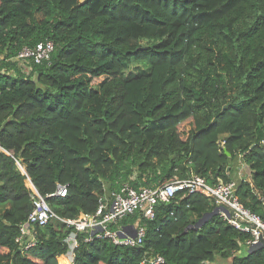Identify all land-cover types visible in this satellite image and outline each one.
<instances>
[{
	"label": "trees",
	"instance_id": "16d2710c",
	"mask_svg": "<svg viewBox=\"0 0 264 264\" xmlns=\"http://www.w3.org/2000/svg\"><path fill=\"white\" fill-rule=\"evenodd\" d=\"M47 41L48 61L15 60ZM133 64L148 72L125 77ZM263 139L264 0H0V264L67 254L73 229L60 220L34 226L27 249L16 241L38 195L81 219L124 184L237 180V160L248 178L235 194L264 221ZM58 186L66 196L47 198ZM216 207L176 192L153 220L119 222L145 228L141 246L78 233L70 264H264V248L248 253L249 236L219 215L193 227Z\"/></svg>",
	"mask_w": 264,
	"mask_h": 264
},
{
	"label": "built area",
	"instance_id": "2783aa9c",
	"mask_svg": "<svg viewBox=\"0 0 264 264\" xmlns=\"http://www.w3.org/2000/svg\"><path fill=\"white\" fill-rule=\"evenodd\" d=\"M53 51L51 41L42 42L33 48H23L15 60L39 64L48 61ZM223 142L220 143L222 148ZM1 150V147H0ZM237 183L230 181L217 186H210L202 177L191 173L187 178L174 179L172 182L157 188H140L134 190L128 184L122 185L117 191H112L108 198L99 202L96 212L92 215H85L81 219L61 220L51 209L45 198L37 196L34 199V207L27 215L25 221L19 225L20 235L16 241L25 249L34 244V226L43 227L55 220H60L67 228L73 231L65 239V243L77 246L76 238L78 233H87L88 237L84 242L93 239H109L114 245L138 247L143 244L145 228L143 226L119 225V222L127 216L140 214L146 220L154 219L155 206L159 203H169L176 192L187 194H199L212 199L217 207L225 208L228 214L219 211L218 215L230 226L249 236L245 244L248 249L258 246L264 239V221L244 208L236 192ZM66 187L58 186L56 191L49 197L63 198L66 196ZM114 226L113 229H110ZM162 256H146L140 264H163Z\"/></svg>",
	"mask_w": 264,
	"mask_h": 264
},
{
	"label": "rangeland",
	"instance_id": "374dc122",
	"mask_svg": "<svg viewBox=\"0 0 264 264\" xmlns=\"http://www.w3.org/2000/svg\"><path fill=\"white\" fill-rule=\"evenodd\" d=\"M148 69L145 66L142 65H137V64H133L131 66H126L124 69V76L127 77L129 75H138V74H143V73H147ZM261 143L264 145V139L261 141ZM236 166H238V177L236 178L237 180H232L237 182L238 179L240 178H248V172L244 169V167L242 166V164L240 163V161L237 160L236 162ZM54 222V221H52ZM65 228L67 229V227L65 226ZM68 246V252L64 257H60L58 258V263L59 264H70L73 261V246L74 244L71 243L70 245L68 243H66ZM213 264H227L226 262H224L223 260H221L219 257H216L215 261Z\"/></svg>",
	"mask_w": 264,
	"mask_h": 264
},
{
	"label": "water",
	"instance_id": "95a60500",
	"mask_svg": "<svg viewBox=\"0 0 264 264\" xmlns=\"http://www.w3.org/2000/svg\"><path fill=\"white\" fill-rule=\"evenodd\" d=\"M226 155L229 156L228 153H226ZM103 201V200H102ZM219 211H223L225 212L226 214H228V210L225 209V208H221V207H216L212 212L210 213H206L204 214L194 225L193 227L194 228H200L210 217H213L215 215H218ZM192 226H189L186 228L185 231L191 229ZM258 248H264V243H260L258 246H255V247H251L248 249V253H252L254 252L255 250H257Z\"/></svg>",
	"mask_w": 264,
	"mask_h": 264
},
{
	"label": "crops",
	"instance_id": "0c3cea01",
	"mask_svg": "<svg viewBox=\"0 0 264 264\" xmlns=\"http://www.w3.org/2000/svg\"><path fill=\"white\" fill-rule=\"evenodd\" d=\"M108 198V196H106Z\"/></svg>",
	"mask_w": 264,
	"mask_h": 264
}]
</instances>
